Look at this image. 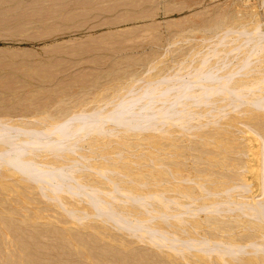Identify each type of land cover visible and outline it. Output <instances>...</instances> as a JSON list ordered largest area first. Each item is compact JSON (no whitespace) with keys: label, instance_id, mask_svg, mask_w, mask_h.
<instances>
[{"label":"rangeland","instance_id":"374dc122","mask_svg":"<svg viewBox=\"0 0 264 264\" xmlns=\"http://www.w3.org/2000/svg\"><path fill=\"white\" fill-rule=\"evenodd\" d=\"M263 4L264 0H0V124H6L1 122H7L8 124L24 125L23 128L25 130L29 127L27 131L12 130L5 133L1 132L0 139L4 137L5 139L4 141L3 139L0 141V146L3 145V148L1 147L0 150H9L14 142L23 141L21 139L30 140L32 138L31 136H33L31 133L32 130H29L30 128L48 130L42 127H46L48 124L50 125V122L51 124L54 121L55 123L60 122L61 120L59 119H62L63 122V120L69 117L67 119L68 125L66 126L72 129L85 116L82 112H87L86 116L93 117L94 115L92 114L96 110L99 111V109H105L106 107L107 109L111 108L113 104L115 105L113 107L116 108L118 103L121 105L122 99L125 100V98L121 97L122 95L124 97L130 91H143L145 85L148 86V83L150 84L152 81L159 79H163V84L161 83L160 85L161 87L176 84L177 82H179V84L177 83L178 86L180 82H183V84L187 83L190 86H187L188 90L185 89L187 91H190L189 89L193 86V89H200V85L203 83L206 84L205 86L209 85V87H212L215 86V81H218V78H220L221 72H223L222 69L225 68L226 71L229 67L227 66L229 63L234 65V68L237 65V71H235L236 69L233 70V66L231 67L232 70L229 69L230 67L228 68V71H234L233 74H238L241 72L238 69L245 68L248 74L250 73L249 75H251L250 71L255 68L256 71L253 70V72L255 71L256 73L254 72L255 74L253 73L251 78L255 75L257 76L259 72L261 77L259 75L258 80L261 78L264 79V75L262 74L264 69L260 73V70H257L260 67L256 63V59L258 60L259 56V53L256 52H260L259 50L263 47L261 44L264 45ZM251 29H254L253 31L256 32H262L263 38L262 34L258 32L263 40L262 42L257 41L260 44L254 43V41L260 38L258 34L253 35L254 38L258 37L254 40L253 36L250 35L255 32ZM244 31L252 34L248 37L246 32V34H243ZM244 39H248L247 41L251 39L253 41H250V43L252 42V45L254 43V47L249 44L253 48L251 49L252 53L254 50L255 54L250 53V47H248L250 45H247L246 43L248 42ZM243 42H246L245 45ZM240 44L241 48L239 46ZM257 45H261L262 47L259 46L260 48L258 49ZM262 50L264 49L262 48ZM212 53L214 56H212ZM248 55L252 57L249 58ZM215 62L221 64L219 65L220 68L217 66L221 69L220 73L219 70L217 72L212 71L218 68L211 70V66ZM223 63L227 67L225 64V67H221ZM217 64H213V67ZM253 65L257 67L252 68ZM217 73H219V76ZM175 74L177 76L174 77ZM178 74L184 76H179ZM222 75L224 74L222 73ZM195 76L197 78L200 77L197 79L198 82H192L193 84L191 83L190 85L188 83L189 80H193ZM234 76L232 77L234 78ZM254 79L257 80V77ZM256 80L253 81L252 78L253 82H256ZM232 82L234 81H230V83ZM141 86H143L142 89ZM259 89L255 91L263 90V86ZM171 90L169 92L170 94L177 91L176 88H172ZM187 91L185 92L186 94ZM209 91L211 92L212 90ZM210 92L206 93L207 95L209 94V97L204 94L208 98H206L207 101L204 95L196 99L181 97L183 104L189 101L186 103V107L194 104L189 109L188 107H182L183 104L178 100H175L178 103L172 102V100L165 102L162 99L165 96L164 94L161 98L159 96L160 99H157V101V97H152V99L148 98L149 100L146 99L143 102L150 101L143 107L144 112H140L142 114L132 111L133 113H126L115 119L105 118L107 121L105 120L101 124V127L99 126L97 130L88 131L89 133L86 132L84 134L85 137L82 136L81 138L76 135L69 138L67 136L65 140L59 141V143L52 134L48 137L49 139L47 141L43 140L41 142L42 144L40 143L38 146L34 145L31 147L32 149L29 148L24 152L11 153V156L20 161H23L24 156L25 161L28 157H31V161L29 162L28 160L27 162L37 165L38 168L37 166L36 168L40 172L43 171L45 175L50 176L51 178L47 177L48 181L45 179L37 181L35 178H31L34 176L30 177V175L21 171L20 166H17V164L8 162V164L10 163L9 167L6 163L7 161L5 162L4 159L2 160L0 158V165L3 166L6 163L13 172L16 171L22 174L23 176H21L25 180V184L23 182V184L21 182L17 184L18 181H16V178H9L8 181L6 180L9 182L6 191L0 189V264H199L197 259L195 260L191 256V258H188L189 260L187 258L185 260V257L182 259L184 256L183 252H191L195 248V251L201 250V253H208L206 254L208 264H226L221 260V255L223 257L225 256L228 260H237L242 257L243 252L240 253L239 250L242 251L249 248L250 246H247V244V247L241 244L243 247L241 246L242 248L237 253H223L225 249L224 251H218V253H216L217 251L214 252L215 247L213 245L221 248L225 247L227 250L230 247L231 249L233 248L230 242H225V244L224 242H219V245H217L218 243L215 244L214 240L217 239L216 236L218 234L222 238L224 232V237L235 238L239 232L240 234L242 232L240 226L238 228L239 222H231L233 221L232 218H228L227 214H224L223 210L221 211L222 208H225L222 206L225 205L217 203L221 206V209H219L220 206L215 204V198L220 200L218 195L217 197L215 195L214 197H210L213 196L210 192L205 188H200V185V187L198 186V181L202 179L201 174L206 173L203 170L207 168L206 155L203 152L211 149V147L206 149L202 144L206 139L204 137L213 135L215 125H226L225 122H228L227 119L230 116L242 117L243 113L248 115L244 109H247V111L251 110V113H255V115L258 113L259 115L255 117L256 119L250 120L249 118H244L242 120L244 123H246V120L247 124L243 122L238 123L235 129L236 139L232 136L230 140L235 146H242L240 147L241 150L239 149L241 153L243 150L245 152L246 147H248L247 145H249L246 153L250 152V154L248 153L246 155L245 153L246 157L244 154V157H241L242 154H239L240 151L237 153L239 157L237 154L233 156H236V159L245 158L244 162H248L247 164L249 165L251 164L250 167H257V171H260L258 174L262 172L264 174V143H262L264 140V134L262 133L264 132V109L260 106L262 105L260 100H257L259 97L252 96L250 98V95L248 96L249 99H244L246 102L243 100L247 106L243 101V104L238 102L241 103L240 107L237 106L238 103L235 105L233 102L235 108L233 105H226L230 109L225 110V112L220 109V107H225L226 98H224L220 102L223 104L225 101L224 105L218 106L220 110L217 109L221 113H218L215 112V90L211 94ZM234 97L236 98L235 95ZM204 100L206 103L203 104L202 102H205ZM163 101L165 104L172 102V105L171 103H168V105L175 106V108L180 102L181 107L185 111L182 115H187L188 117L186 116L185 118L188 119H185L182 115H178L179 111L177 110H179L180 106L176 110H173L174 107H169L170 110L165 105L164 109H168V112L163 113L164 115L162 116H153L151 111H155L158 105H164ZM227 101L229 102L230 100L228 99ZM253 101L260 102L258 108V104L255 105L254 103L256 102L253 103ZM124 105L126 107L125 103H122L121 107L124 108ZM195 105H198V107ZM194 107H196V110H193ZM240 108H243V112ZM84 109L86 110L83 111ZM237 111L240 114H237ZM180 112H182V109ZM198 112L201 113L200 116L197 114ZM175 113L178 115H176L177 117L173 116ZM216 113L219 115L216 116ZM169 117L171 122L168 121L169 119L167 120ZM178 117L182 119L180 120ZM134 118H138L137 121ZM142 120L145 122L143 121V123ZM157 121L160 122L156 123ZM162 121L165 124L168 123L166 130L171 131L169 132L170 134L173 133L171 135H175L171 136L172 139L175 138L173 141L178 140L177 142H179V154L175 157V161L178 162L179 167L168 165V169L166 166L163 167L165 164L159 166L157 161H154L151 157L153 146L150 142L151 133L148 132H155L163 127L165 124H162ZM102 128H106L107 131L102 130ZM113 128L114 130H112ZM258 132L263 135H260ZM257 135L261 136V138L259 139ZM247 136L250 137V141L248 140V142L246 140L249 137L247 139L245 138ZM8 139L12 141L17 140L11 142ZM81 141L82 143H80ZM71 142L75 144L72 145ZM65 151H69L70 153ZM57 152L60 154L58 155ZM61 152L66 154L64 155L63 153L65 157L63 160L68 159L66 157H70L68 159L69 161L66 160L64 162L62 160L63 155L60 158ZM29 154L32 155L30 156ZM56 155L58 156L56 157ZM121 156L128 158V161L122 157L125 161L124 163L123 160H120ZM250 156L251 158L249 159L251 161H247ZM256 156L259 159H252L256 158ZM169 158V156H164L163 161ZM241 159L240 161H243ZM53 161L55 162V166L53 165ZM56 161L61 162L56 163ZM131 162L132 164H130ZM104 164H106L105 167ZM125 165L130 168L125 167ZM110 167L116 169V172L114 170L113 173L109 172L110 170L108 168ZM157 168L163 170L166 168L165 171H167L168 177L173 181L180 182L184 189H189L188 191H190L192 198L186 197L181 199L177 197L175 192L169 190L167 193L169 195L166 197H161L160 195V198H158L152 194V189L149 186L148 188L151 191H147V186H145L146 188L143 187L142 183L150 181V170ZM176 168H179V170L177 169L179 172L175 170ZM107 169L108 171H106ZM252 169H255V167ZM118 170L123 175L127 171L129 176L132 175L130 172L134 173V175L137 173V175L127 178L132 180V182L131 180L129 181L131 183H135L136 181L138 185L140 183L143 191L141 188H138L137 184H135L137 188L133 184L134 187H132L131 183L126 181V175L123 177ZM226 170L230 169L227 168ZM42 173H38L37 176H42ZM109 173L112 175L110 176ZM88 174L91 176L88 177ZM117 174L121 176H118L120 179L125 180H120L119 182ZM210 174L208 173L209 176H214L215 178V171ZM53 175L55 181H53L54 179L51 180ZM84 175L86 178L82 179ZM140 178H142L143 182L140 181ZM56 179H58V182ZM136 179L140 180L138 181ZM23 180L21 179L20 181ZM144 184L146 185V183ZM258 184H256L258 185L257 189L254 186L255 188L253 187L251 190L255 189L257 191L264 187V184ZM127 185L129 186L127 189L131 188L133 193L129 192L131 189L128 192L124 191ZM18 186L19 189H17ZM90 186H92L91 189H89ZM121 187L122 189H120ZM133 189L135 192H137V189L139 191L141 190L142 194L140 195L143 197L139 196L138 192L135 195ZM12 190L15 191L12 192ZM86 190L88 193L92 191L90 194L96 192L95 194L97 195L87 194L85 192ZM93 191L95 192L93 193ZM131 194L135 195V197L138 195V197H132L133 195ZM263 198L259 197L257 201H262ZM225 199L223 200L225 201ZM101 201L104 204L106 203V205ZM79 203L80 206H85L88 209L86 211L87 213L91 208H93V214L96 211L98 213L96 212L94 215L91 213L90 216L88 215L89 213H84V217L83 213H81L82 216L77 215L79 217H74L77 212H75V207L73 209L72 206L78 208L80 207ZM110 203L113 207L110 206ZM127 204H134V209L136 210L138 208L139 212L135 213L137 210L135 212L128 210L132 205L130 207L128 206L127 209ZM67 206L74 210L72 214H70L72 210H69ZM121 206H125L124 208L126 209H122L123 207ZM114 207L116 210H114ZM157 207H162L160 210H164V213L166 212L165 208L168 207L175 211L181 209L179 212L184 214H182L184 216L181 218L182 221L184 219L197 221L200 227L197 230H192L191 233L194 236L190 233L193 237H190V235L188 239L191 240L193 238L195 240L197 238L199 242H191L192 245L190 243L189 246L185 244L188 241L187 236L175 235L169 229H165L163 227L164 225L162 226L161 224L162 222L164 223L167 220L179 222L181 220L179 217V219L174 216L163 217L157 213V215H152L151 213L156 212V209L159 210ZM163 207L165 208L163 209ZM126 210L130 211V213L128 212L131 215L130 217L126 214ZM215 210H217L216 212L219 210V212H222L217 213L218 219L226 220L227 222L218 221L221 225L225 227L234 226L232 228L239 229V232H233L235 236L232 232H228L231 235L225 233L226 230L224 228L225 231L223 229L219 230L221 232L223 231L222 234L219 232L218 234L217 232L215 233L217 229L211 226L215 222L213 220L217 218L215 216ZM131 213L134 215L137 214V216L135 215V219ZM139 214L141 216L144 214L143 216L146 220L141 216L138 217ZM172 214L170 213L169 215ZM219 214H222V216ZM102 218H106L108 221L102 223ZM157 221H162L161 223L158 222L160 226L156 225ZM155 227H161L162 229L160 231L157 230V232L155 231ZM142 230L144 232H141ZM162 230L163 232H161ZM153 231L156 233L154 234ZM244 231L240 237L238 236L239 238L237 237L243 240V242L251 240V234L255 233L257 235L256 232H252L251 230ZM145 232H151V235L148 234L147 236ZM164 236L172 240L167 239V241ZM261 238L258 239L260 243L262 242ZM186 247L188 250L185 249ZM179 248L182 249L181 252H179ZM256 248L260 247L258 246Z\"/></svg>","mask_w":264,"mask_h":264},{"label":"bare ground","instance_id":"6f19581e","mask_svg":"<svg viewBox=\"0 0 264 264\" xmlns=\"http://www.w3.org/2000/svg\"><path fill=\"white\" fill-rule=\"evenodd\" d=\"M264 5V4H263ZM252 31L254 30V29H251ZM257 30H259V29H257ZM250 31V30H249ZM246 31H244V33L243 34H248V37H250V36H253V35H257L258 34V32L259 31H253V32H255L254 34H252V33H250V34H252V35H250L248 32H246ZM241 33H242V31H241ZM260 34H262V32L260 31L259 32ZM260 34H258V37L261 39V36H260ZM263 34H264V31H263ZM263 34H262V38H263ZM250 35V36H249ZM243 36V35H242ZM242 36H239V37H242ZM245 36H247V35H245ZM238 37V36H237ZM237 37H236V39H237ZM258 37H255L254 38V36H253V38H254V40L256 39V38H258ZM235 39V38H234ZM240 39V38H239ZM238 39V40H239ZM249 39V38H248ZM247 39V40H248ZM260 39H257L256 41H254V43L255 44H260L259 42H262L263 40L261 39V41H260ZM264 39V38H263ZM233 40V39H232ZM241 40V39H240ZM245 41H247L246 39H244ZM250 41H252L251 39L249 40V41H247L248 43H246L247 45L250 43ZM257 41H259V42H257ZM253 42V41H252ZM251 42V43H252ZM244 43V42H243ZM245 43H244V45H245ZM250 43V44H251ZM254 43H253V47H254ZM263 43H264V41H263ZM218 44V43H217ZM216 44V45H217ZM249 44V45H250ZM219 45V44H218ZM218 45H217V48H218ZM251 45L250 46H248V47H250L249 49H250V53H252V50L251 49H253V48H251ZM263 47H262V46ZM261 45H259L260 47H262L263 49H264V45L263 44H261ZM240 46V48H241V44L239 45ZM238 46V47H239ZM258 46V45H257ZM258 46V49L260 48ZM247 48V47H246ZM256 48V47H255ZM262 48L259 50L260 52H256V53H259V56H258V60L256 59V63H258V67H260V69L258 68L257 70H260V73H262L263 71H262V69H264V50H262ZM224 49V48H223ZM234 49V48H233ZM235 50V49H234ZM238 50V49H237ZM257 50V49H256ZM262 50V51H261ZM243 52V51H242ZM255 51L253 50V53L252 54H255L254 53ZM245 54V53H244ZM257 55V54H256ZM256 55H254V56H256ZM212 56H214L213 55V53H212ZM253 56V57H254ZM207 57V56H206ZM248 57H249V55H248ZM248 57H247V59H248ZM252 57V56H251ZM251 57H249V58H251ZM257 58V57H256ZM243 59V58H242ZM246 59V58H245ZM249 60V59H248ZM247 61V60H246ZM254 62H255V58H254ZM253 62V63H254ZM218 62H215V63H213V64H217ZM213 64H212V68H211V70L212 69H217L218 67L220 68V66L219 65H221L220 63L219 64H217L215 67H213ZM224 64L225 63H223V66H221V67H225L226 66V64H225V66H224ZM242 64H244V63H242ZM255 64V63H254ZM218 66V67H217ZM227 66H229L228 68L230 69V70H232L231 69V67L233 68V70H235V71H237V65H235V68H234V65H232V64H230L229 63V65H227ZM226 66V67H227ZM242 66V65H241ZM263 66V67H262ZM199 67V66H198ZM249 67V66H248ZM247 67V68H248ZM253 67H257V66H255V65H253L252 66V68ZM200 68V67H199ZM217 69V70H212V71H218L219 70V73H220V71H221V69ZM228 68L226 69V71H225V68L224 69H222V71L223 72H221V75H220V78H218V81H215V86H210L209 87V85H207V86H205L206 84H201V83H198V84H201L200 86H201V88L199 89V88H195V89H193L194 88V86L192 87V88H190L189 90L190 91H187L188 90V87L187 86H189L187 83H184L183 84V82H180V85L178 86V84H179V82H177L176 84H172V85H169V86H160L161 85V83H162V81H163V79H159V80H156V81H150L151 83L149 84L148 83V86L147 85H145V87H143V86H141V89H142V87H143V91L141 90V91H130L129 93H127V94H125V96L123 97V95L121 96L122 98H125V100L124 99H122V103L124 104H126V107H125V105H124V108H122L121 106H122V103H121V105L118 103L117 105V107H119V105H120V107L119 108H114L115 107V105L113 104V106L111 107V108H108L107 109V107L105 108V109H99V111H97L96 110V112L94 113V114H92V115H94L93 117H90V116H86V114H87V112L85 113V112H82V114H85V116H83L82 117V119L80 120V122H79V124L77 125L76 124V126L75 127H73L72 129H69V128H67V126L66 125H68L67 123V119L69 118H67V119H65V120H63V122H62V119H59V120H61L60 122L58 121V122H56L55 123V121H54V123H52L51 124V122H50V125L48 124V125H46V127H42V128H45V129H48V130H43V129H38V128H30L29 130H32V135L33 136H31L30 138V140H24V139H21V138H18V139H21V140H23V141H16V142H14L13 144H12V146H11V148L9 149V150H3V149H1V150H3L2 152H1V150H0V158L3 160H5V162L7 163V165L10 167V163L8 164V162H11V164H17L18 166H20V168H21V171H24V173H27V172H32L31 174H33L34 175V177H31L32 175L31 174H29V173H27L28 175H30V177L31 178H35L37 181H41L42 179L41 178H39L38 176H37V174L38 173H42L43 171H39V169H37L38 168V166L37 165H33L32 163L30 164L29 162L31 161V157H26L27 159H26V161L24 160V158H25V156H24V158H23V161L21 160H18V159H15L13 156H11V153L12 152H15V149L17 148V147H19V146H22V147H25V146H28V147H32V146H34V145H39L43 140H45V141H47V139H49L48 137H50L52 134L54 135V137H56V139L58 140L57 142H59V141H63V140H65L66 138L65 137H67V134L65 135V133H67V132H71V134H69L68 136H69V138L70 137H72V136H76V135H78L79 137H81L82 138V136H84V134H86V132L87 133H89L90 131H92V130H97L98 128H99V126L101 127V124H103L104 122H105V120L107 121V119L109 118V119H115V116L117 115V114H125L126 112L127 113H133V112H137L138 114L141 112V111H143V107H145L146 105V103H148V102H150V101H146L145 103H143L146 99H152V97L153 98H156V101H157V99H160L161 97H162V95L164 94L165 96H163V100L165 101V102H167V101H171L172 100V102H177V101H175V100H178V101H181V103L183 104V101H182V98L181 97H183V98H194V99H196V98H200L201 96L203 97V95L204 94H206L207 92H210L209 90H215V104H216V110H215V112H218L217 111V109L220 107V106H223L224 105V102L226 101V102H228L227 100L229 99L230 101L226 104V102H225V107L227 108V106L226 105H229V106H232L233 105V107H234V104L236 105L238 102H241L242 104H243V102L245 101L244 99H246V98H248V96H250V98L252 97V96H254V97H259V99H257V100H260V102H261V104L262 105H260L261 107H263V109H264V79H260V80H258L259 79V77H261V75L259 74V72L257 73V80L256 79H254V78H256L254 75V77H252L253 78V81H255L256 80V82H253L252 81V78H251V76H252V74L256 71V69L254 68L253 70H255L254 72H253V70H251L250 72H251V75H249L248 74V72H247V70H245V68H241V69H238V71H241L242 72V74H240V73H238V74H240V75H238L237 73L236 74H233L234 73V71H228ZM250 68V67H249ZM243 70H245V71H243ZM249 70V69H248ZM178 71V70H177ZM208 71H210V70H208ZM211 71V72H212ZM262 71V72H261ZM224 72H226V73H224ZM228 72H230V73H228ZM244 72V73H243ZM247 72V73H246ZM209 74H210V72H208ZM219 73H217L218 74V76H219ZM222 73L224 74V75H222ZM256 73V72H255ZM254 73V74H255ZM182 74V73H181ZM184 74V73H183ZM212 74H213V72H212ZM211 74V75H212ZM216 74V75H217ZM233 74V75H232ZM263 75H264V72L262 73ZM179 75V74H178ZM234 75H236V76H234ZM245 75V76H244ZM260 75V76H259ZM262 75V76H263ZM175 76H177L176 74L174 75V77ZM179 76H184V75H179ZM232 76H234V78L232 77ZM240 76H242V77H240ZM259 76V77H258ZM173 77V78H174ZM204 77V76H203ZM237 79H236V78ZM182 78V77H181ZM200 77H194V79L193 80H189V82L188 83H190V85H191V83L192 82H195V83H197L198 82V80L197 79H199ZM208 78V77H207ZM233 78V79H232ZM264 78V77H263ZM187 79V78H186ZM232 79V80H231ZM236 79V80H235ZM182 80V79H181ZM181 80H178V81H181ZM166 81V80H165ZM164 81V82H165ZM188 81V80H187ZM187 81H185V82H187ZM230 81H234V82H232V83H230ZM252 81V82H251ZM181 83H182V85H181ZM147 84V83H146ZM163 84V83H162ZM165 84V83H164ZM169 84H171V83H169ZM193 84V83H192ZM230 84H234L233 86L231 85H228ZM168 85V84H167ZM262 86H263V90H261V91H258V92H256L255 90L256 89H259V88H262ZM187 87V88H186ZM190 87V86H189ZM197 87V86H196ZM131 88V87H130ZM174 89V88H176L177 89V91H175L174 93H169L170 91H172L171 89ZM122 89V88H121ZM185 89H187V90H185ZM135 90V89H134ZM192 90V91H191ZM260 90V89H259ZM127 91V90H126ZM187 91V94L185 93ZM207 91V92H206ZM211 91V92H212ZM168 92V93H167ZM211 92H210V94H211ZM125 93V92H124ZM168 95H167V94ZM121 94H123V93H121ZM119 95H120V92H119ZM207 95V94H206ZM213 95V94H212ZM234 95L236 96V98L234 97ZM159 96H160V98H159ZM205 96V95H204ZM208 97H209V94L207 95ZM207 96H205L204 98H205V100L207 101ZM119 97V96H118ZM118 97H117V99H118ZM213 97V96H212ZM211 97V98H212ZM223 97V98H222ZM253 97V98H254ZM120 98V97H119ZM180 98V99H179ZM207 98V99H206ZM224 98H226L225 99V101L223 102V104L222 103H220L222 100H224ZM252 98V99H253ZM115 99V98H114ZM148 99V100H149ZM232 99V100H231ZM249 99V98H248ZM116 100V99H115ZM123 100H124V102H123ZM154 100V99H153ZM190 100V99H189ZM202 100H203V98H202ZM204 100V101H205ZM244 100V101H243ZM251 100V99H250ZM256 100V101H257ZM108 101V100H107ZM152 101V100H151ZM155 101V100H154ZM163 101V102H164ZM194 101V100H193ZM206 101L205 102H202L203 104L204 103H206ZM232 101V102H231ZM236 101V102H235ZM243 101V102H242ZM256 101H253V103L254 102H256ZM165 102H164V105H158V107H157V109L155 108V111H151V113L153 114V116H155V115H160V116H162V115H164L166 112H168V109H164V107H165V105H167L166 107H174L175 108V106H169L168 105V103L167 104H165ZM172 102H170L171 103V105H172ZM189 102V101H188ZM188 102H186V103H188ZM231 102V103H230ZM233 102H234V104H233ZM246 102V101H245ZM244 102V103H245ZM260 102H256V103H254L255 105H257V108H258V106H259V104H260ZM116 103V102H115ZM152 103V102H151ZM169 103V104H170ZM178 103V102H177ZM177 103H176V105H177ZM186 103L185 104H183V106L182 105H180V102H179V105L178 106H180L179 107V110H177V111H179L178 113V115L180 116V115H182L185 111L183 110L184 108H182V107H186ZM241 103H238V105L237 106H239L240 107V104ZM107 104V103H106ZM152 104H154V103H152ZM152 104H150V105H152ZM175 104V103H174ZM191 104H193V103H191ZM99 105V104H98ZM148 105V104H147ZM188 105V104H187ZM212 105H214V104H212ZM245 105H246V103H245ZM251 105V104H250ZM177 106V107H178ZM182 106V107H181ZM194 106V104L191 106L190 105V107H188V109L189 108H191V107H193ZM196 106V105H195ZM202 106V105H201ZM219 106V107H218ZM247 106V105H246ZM101 107V106H100ZM138 109H137V108ZM156 107V106H155ZM177 107L174 109L173 108V110H176L177 109ZM186 107V108H187ZM196 107H198V105L196 106ZM196 107H194L193 108V110L196 108ZM225 107H220V109L221 110H223L224 112H225V110H228V109H230L229 107L226 109ZM244 107V106H243ZM249 107H251V106H249ZM95 108V107H94ZM102 108V107H101ZM169 108V109H170ZM235 108V107H234ZM93 109V108H92ZM181 109H182V112H180L181 111ZM220 109H218V110H220ZM241 109V108H240ZM250 109V108H249ZM86 109H84L83 111H85ZM93 110H95V109H93ZM128 110V111H127ZM152 110H154V109H152ZM171 110V109H170ZM192 110V109H191ZM196 110V109H195ZM242 110V112H243V108L241 109ZM241 110H240V112H241ZM90 111V110H89ZM126 111V112H125ZM133 111V112H132ZM189 111V110H188ZM187 111V112H188ZM244 111L245 112H247L248 113V115H246L245 113H243L242 115V117H237V116H235L234 115V117L233 116H230V118H226L227 120H228V122H225V124L226 125H220V124H218V125H220V126H217V125H215V132L213 133V135H209V137H211L210 139H207V138H209V137H204V138H206L204 141H203V146L207 149V148H210L211 147V149L208 151V150H206L205 152H203V153H205L204 155H206V157H205V159H206V162H207V164H206V167L207 168H205V170H203V171H206V173H204V174H201L202 176V179H200L198 182V186L200 187V188H205L208 192H210L213 196H210V197H214V195L217 197V195H218V198H220V200L219 199H217V198H215V204H217V203H219V204H221V205H225V206H222V207H227L226 209L225 208H222L221 209V206L220 205H218V206H220V208L219 209H221V211L223 210V212H224V214H227V217L228 218H232V220L233 221H231V222H234L235 221V223H237V221L239 222L238 224V228H239V226H240V230H241V234H243L245 231L244 230H246V231H248V230H251L252 232H256L257 233V235H255V233H253V234H251L252 236L250 237L251 238V240H246L245 242H243V240H240V239H238L239 237H240V232L238 231L239 229L237 228V230L235 229V228H232V227H234V226H228V227H225V226H223V225H221V223H219L218 221H220V222H222V221H224L225 223H227L226 222V220H219L218 219V217H217V213H222V212H216L217 210H215L214 212H216V217L217 218H215V220H213V221H215L211 226H212V228H215V229H217L216 231H215V233L217 232V234H218V232L219 233H221L222 234V232L223 231H225V233H228V232H239V234H237V236H235V233H233L234 234V236H235V238L234 237H229V238H227L226 236L224 237V232H223V234H222V238L221 237H219V236H221V235H215L216 237H217V239H215L214 241H215V244H217V245H219L220 243H223L224 242V244H225V242L227 243V242H230V244L232 245V249H231V247L230 248H228L229 250H227V248H221V247H216V245H213L214 247V252H216V253H218V251L220 252L221 250H223L224 251V249H225V251L223 252V253H225V252H228V253H237L238 252V250L240 249V248H242L243 246L244 247H247V246H250L249 248H247V249H245V250H239L240 251V253L241 252H243V256L242 257H240L239 259H237V260H235V259H227L225 256L223 257L221 254V260L222 261H224V263H226V264H264V187H262L261 189H258L257 191L255 190V189H252L251 190V188H253L254 186L256 187V189H257V187H258V183H261V184H264V174H258V172H260V171H257V167L256 166H253V167H250L251 166V164L249 165V164H247L248 162H244V159L245 158H243V159H241V158H239V159H236L235 157L236 156H233V155H235V154H237V153H239V151L241 150V148L240 147H242L241 145H237V146H235L234 145V143L230 140V137H232L233 136V138H235V129L237 128V124L238 123H241V122H243L244 123V121H242L244 118H249L250 120L252 119H254L255 117H258L257 115H259L258 113H256L257 115H255V113L253 114V113H251L252 111L251 110H248L247 111V109H244ZM257 111V110H256ZM144 112V111H143ZM169 112H171V111H169ZM174 112V111H173ZM176 112V111H175ZM186 112V113H187ZM220 112V111H219ZM218 112V113H219ZM238 112V111H237ZM241 112V113H242ZM260 112V111H259ZM81 113V112H80ZM91 113V112H90ZM90 113H88L89 115H90ZM149 113V112H148ZM164 113V114H163ZM190 113V112H189ZM188 113V115H189V117H190V114L192 115V113H190L189 114ZM221 113V112H220ZM227 113V112H226ZM140 114H142V113H140ZM197 114H199V116H200V114L201 113H197ZM237 114H240L239 112L237 113ZM236 114V115H237ZM71 115V114H70ZM69 115V116H70ZM173 115V114H172ZM177 114L175 113L173 116H176ZM177 115V116H178ZM216 116L217 115H219V114H215ZM261 115V114H260ZM82 116V115H81ZM132 116V115H131ZM135 116V115H134ZM148 116H151V115H148ZM176 116V117H177ZM182 116H184V118L187 116V115H182ZM181 116V117H182ZM264 116V115H263ZM175 117V118H176ZM188 117V116H187ZM232 117V118H231ZM72 118V117H71ZM105 118H107V119H105ZM129 118V117H128ZM165 118V117H164ZM179 118V117H178ZM191 118V117H190ZM189 118V119H190ZM57 119V118H56ZM135 119V118H134ZM138 119V118H137ZM137 119H135L136 121H137ZM151 119H153V118H151ZM161 119V118H160ZM169 119V120H168ZM180 120L182 119V118H179ZM185 119H188V118H185ZM225 119V120H226ZM256 119V118H255ZM53 120V119H52ZM95 120H98V123L97 124H93V125H89L90 123H92V122H94ZM162 120H164V119H162ZM167 120L168 121H170L171 122V120H170V117L169 118H167ZM174 120V119H173ZM226 120V121H227ZM70 121H72V120H70ZM110 121V120H109ZM144 120H142V122H143ZM168 121H166V122H168ZM186 121V120H185ZM42 122H43V120H42ZM115 122H117V121H115ZM132 122V121H131ZM145 122V121H144ZM143 122V123H144ZM158 122H160V121H157L156 123H158ZM187 122V121H186ZM245 122L246 123H244V124H247V121L245 120ZM1 123H6V124H0V134H2L3 132L5 133V132H8V131H12V130H21V131H27L28 130V128L29 127H27L26 128V130H25V128H23L24 127V125H15V124H8L7 122H1ZM59 123V124H58ZM71 123V122H70ZM70 123H69V125H70ZM118 123V122H117ZM142 123V124H143ZM162 124H165V122L163 123V121L161 122ZM216 123V122H215ZM224 123V122H223ZM115 124V123H114ZM122 124V123H121ZM130 124V123H129ZM135 124V123H134ZM167 124L168 123H166L163 127H161L160 129H158L157 131H155V132H148V133H151L150 135H151V137H150V139H151V145L153 146V151H152V159L154 160V161H157V163H158V165L159 166H161V164H165V165H163V167H167L168 169H169V167H168V165H172L173 167H179V165H178V162H176L175 161V157H177L178 156V152H179V150H180V147H179V142H177L176 140V142L175 141H173V139H175V138H171V136H175V135H171V134H173V133H169V132H171V131H169V130H166V127H167ZM111 125V124H110ZM116 125V124H115ZM131 125H133V124H131ZM249 125V124H248ZM104 126V125H103ZM102 126V127H103ZM125 126V125H124ZM169 126V125H168ZM217 126V127H216ZM36 127V126H35ZM64 127H66V130H64ZM249 127V126H248ZM71 128V127H70ZM119 128V127H118ZM120 128H122V127H120ZM250 128V127H249ZM38 129V130H37ZM85 129H87L86 131H84ZM124 129V128H123ZM252 129V128H251ZM255 129V128H254ZM102 130H106V128L105 129H103L102 128ZM112 130H114V128L112 129ZM111 130V131H112ZM121 130V129H120ZM155 130V129H154ZM214 130V129H213ZM253 130V129H252ZM58 131V132H57ZM89 131V132H88ZM107 131V130H106ZM254 131V130H253ZM2 132V133H1ZM101 132H103V131H101ZM116 132V131H115ZM142 132V131H141ZM146 132V131H145ZM256 132H257V130H256ZM107 133V132H106ZM248 133V132H247ZM253 133V132H252ZM259 133V132H258ZM263 134H264V132H262ZM99 134H102V133H99ZM256 134V133H255ZM260 134V133H259ZM263 134H260V135H263ZM8 135V134H7ZM138 135V134H137ZM147 136H148V134H146ZM249 135V134H248ZM252 135V134H251ZM24 136V135H23ZM77 136V138H79ZM87 136V135H86ZM246 136V135H245ZM254 136H256V135H254ZM264 136V135H263ZM1 137V136H0ZM13 137V136H12ZM85 137V136H84ZM149 137V136H148ZM244 137V136H243ZM249 136H247V137H245L246 139L248 138ZM257 137H259V139L261 138V136H258L257 135ZM203 138V139H204ZM239 138V137H238ZM3 139V141H4V139H5V137L4 138H2ZM2 139H0V141L2 140ZM7 139V138H6ZM28 139V138H27ZM39 139H41V142H39V143H35V142H37V140H39ZM73 139H76V138H73ZM149 139V140H150ZM177 139V138H176ZM228 139V140H227ZM236 139V138H235ZM252 139V138H251ZM8 140H10V139H8ZM8 140H6V141H8ZM15 140H17V139H15ZM15 140H13V141H15ZM72 140V139H71ZM80 140V139H79ZM78 140V141H79ZM162 140H164V141H162ZM248 140L250 141V137H249V139H247L246 141L248 142ZM256 140H258L257 138H256ZM5 141V142H6ZM11 142H13L12 140H10ZM84 141V140H83ZM124 142H125V140H123ZM122 141V142H123ZM10 142V143H11ZM92 142V141H91ZM3 143V142H2ZM1 143V144H2ZM8 143V142H7ZM60 143V142H59ZM80 143H82V141L80 142ZM126 143V142H125ZM259 143H261V142H259ZM262 143H264V140L262 141ZM261 143V144H262ZM42 144V143H41ZM71 144H72V142H71ZM70 144V145H71ZM73 144H75V143H73ZM72 144V145H73ZM260 144V145H261ZM69 145V146H70ZM120 145V144H119ZM125 145V144H124ZM258 145V144H257ZM3 146V145H2ZM2 146H0V148L2 147ZM91 146V145H90ZM248 147H249V145H247ZM253 146V145H252ZM251 146V147H252ZM262 146V145H261ZM263 146H264V144H263ZM262 146V147H263ZM244 147H246V146H244ZM248 147H246L247 149H248ZM250 147V148H251ZM3 148V147H2ZM69 148H72V147H69ZM255 148V147H254ZM264 148V147H263ZM5 149V148H4ZM32 149V148H31ZM67 149H68V147H67ZM240 149V150H239ZM244 149V148H243ZM242 149V150H243ZM247 149H245V152H244V150H243V152L241 153V151H240V155L242 154H244L245 155V153H246V150ZM252 149V148H251ZM117 150V149H116ZM70 151V150H69ZM69 151H65V152H68V153H70ZM109 151V150H108ZM114 151V150H113ZM119 151H121V150H119ZM124 151V150H123ZM252 151V150H251ZM262 151V150H261ZM116 152V151H115ZM118 152V151H117ZM150 152V151H149ZM38 153H39V151H38ZM41 153V152H40ZM44 153V152H43ZM62 154L60 155V158H61V156L63 155V153L64 152H61ZM67 153V154H68ZM109 153V152H108ZM107 153V154H108ZM113 153V152H112ZM121 153H122V151H121ZM151 153V152H150ZM249 154H250V152H248ZM248 153H246V155L248 154ZM42 154V153H41ZM41 154H40V156H41ZM54 154H56V153H54ZM57 154L59 155L60 153H58L57 152ZM120 154V153H119ZM142 154V153H141ZM239 154H237V156L239 155ZM252 154V153H251ZM30 155V154H29ZM32 155V154H31ZM30 155V156H31ZM58 155H56V157L58 156ZM64 155H66L65 153H64ZM64 155L62 156V160H63V158H65L64 157ZM112 155V154H111ZM127 155V154H126ZM150 155V154H149ZM241 155V157H244V155L242 156ZM246 155H245V157H246ZM263 155H264V152H263ZM67 156H69V155H67ZM71 156V155H70ZM108 156V155H107ZM131 156V155H130ZM130 156H128V157H130ZM137 156V155H136ZM164 156H169L170 158L169 159H165V161H163V159H164ZM72 157V156H71ZM84 157H86V156H84ZM122 157H123V159H125V160H127L128 161V158H125L124 156H121L119 159L120 160H123L122 159ZM138 157V156H137ZM141 157H143L142 155H141ZM239 157V156H238ZM253 157V156H252ZM260 157V156H259ZM264 157V156H263ZM59 158V157H58ZM66 158H68V159H70V157H66ZM106 158V157H105ZM139 158H140V156H139ZM138 158V159H139ZM174 158V159H173ZM249 158H251V156L250 157H248V159H247V161L248 160H250L251 161V159H249ZM57 159V158H56ZM68 159H66V160H68ZM141 160H143L142 158H140ZM140 159H139V161H140ZM145 159V158H144ZM240 159L241 160H243V161H240ZM252 159H259V158H257V156H256V158H252ZM29 160V162H27ZM65 159L63 160L64 162L66 161ZM118 160V159H117ZM130 160V159H129ZM167 160V161H166ZM51 161V160H50ZM55 161V160H54ZM53 161V162H54ZM69 161V160H68ZM70 161H72V160H70ZM119 161V160H118ZM124 161V160H123ZM133 161H135V160H133ZM146 161H148V160H146ZM259 162H260V160H258ZM258 161H256V162H258ZM59 162H61V161H56V163H59ZM64 162H62V163H64ZM262 162V161H261ZM6 163H4L5 165H6ZM35 163V162H34ZM38 163V162H37ZM124 163H125V161H124ZM141 163V162H140ZM250 163V162H249ZM252 163H254V162H252ZM3 164V166L2 165H0L1 167H0V189L2 190V191H6V189L8 188L7 186H9L8 185V183L9 182H7L8 181V179L9 178H16L17 180L16 181H18V183L17 184H19V182H23L24 183V181L25 180H23L24 178H22V174H19V173H17L16 171H12L7 165L5 166ZM40 164V163H39ZM43 164V163H42ZM127 164V163H126ZM130 164H132V162L130 163ZM197 164V163H196ZM256 164V163H255ZM254 164V165H255ZM53 165L55 166V162L53 163ZM57 165H59V164H57ZM60 165H62V164H60ZM65 165V164H64ZM102 165V164H101ZM105 165L106 164H104V167H105ZM36 166H37V168H36ZM45 166V165H44ZM49 166H51V165H49ZM39 167H40V165H39ZM125 167H129V166H126L125 165ZM125 167H123V169H125ZM255 167V169H252V168H254ZM44 168V167H43ZM54 168V167H53ZM59 168H60V166H59ZM58 168V169H59ZM121 168V167H120ZM130 168V167H129ZM230 169V170H226V169ZM61 169V168H60ZM59 169V170H60ZM87 169V168H86ZM106 169V168H105ZM104 169V170H105ZM110 171L109 172H112L113 173V170H114V172H116V169H112L111 167L110 168H108ZM108 169L106 170V171H108ZM111 169H112V171H111ZM166 169V168H165ZM165 169L163 170V169H161V168H157V169H154V170H150V175H151V177H150V181H146V182H144V183H146V185L144 184V183H142V186L143 187H145V186H147V191H151L150 189H152V194L153 195H155V196H157L158 198H160V195H161V197L163 196V197H166L167 195H169V194H167L169 191H173V192H175V194L177 195V197H179V198H188V197H191L192 198V196L190 195V191H188V190H186V189H184L182 186V184L180 183V182H178V181H173L170 177H168V173H167V171H165ZM179 170V168H176L175 170ZM41 170V169H40ZM177 170V171H178ZM27 171V172H26ZM61 171V170H60ZM126 171V170H125ZM130 171V170H129ZM202 171V172H203ZM215 171V178H214V176L213 177H211V176H209L208 175V173L210 174V173H213ZM118 172H119V170H118ZM117 172V173H118ZM122 172V171H121ZM179 172V171H178ZM181 172V171H180ZM120 173V172H119ZM118 173V174H119ZM123 173V172H122ZM127 171L125 172V174L123 175V174H121L123 177H125V175H126V177H125V179L128 177V178H130L131 176H133L134 175V173H131L130 172V174H132L131 176H129V173H127ZM239 173V174H238ZM43 175H45L44 174V172L42 173ZM114 174H116V173H114ZM117 174V177L119 176ZM149 174H148V176H149ZM22 175V176H21ZM49 175V174H48ZM89 175V174H88ZM109 175L111 176L112 174L111 173H109ZM135 175H137V173L135 174ZM134 175V176H135ZM140 176H141V174H139ZM139 175H138V178H139ZM211 175V174H210ZM217 175V176H216ZM61 176V175H60ZM91 175H89L88 177H90ZM114 176V175H113ZM112 176V177H113ZM209 176V177H208ZM47 177H50V176H47V175H45L44 176V179L45 180H47ZM53 178L51 179V180H53V181H55V178H54V175L52 176ZM56 177V176H55ZM98 177V176H97ZM115 177H116V175H115ZM116 177V178H117ZM119 177H121V176H119ZM118 177V178H119ZM51 178V177H50ZM50 178H48V179H50ZM58 178V177H57ZM83 178H86L85 177V175H84V177H82V179ZM127 178V180L126 181H130L129 179ZM149 178V177H148ZM173 178V177H172ZM23 180V181H20V180ZM43 179V180H44ZM60 180H61V178H59ZM79 179V178H78ZM88 179V178H87ZM124 179V180H125ZM132 179H133V177H132ZM141 179V180H140ZM140 179H136V180H140V181H142V178H140ZM7 180V181H6ZM51 180H49V181H51ZM58 179H56V181H57ZM98 180V179H97ZM110 180H112V179H110ZM120 180H123L122 178L120 179L119 178V182H120ZM123 180V181H124ZM177 180V179H176ZM48 181V180H47ZM79 181V180H78ZM88 181V180H87ZM95 181V180H94ZM125 181V182H126ZM58 182V181H57ZM96 182V181H95ZM112 182H116V181H112ZM125 182H124V184H125ZM127 182V183H128ZM131 182H132V180H131ZM131 182H129V183H131ZM137 182V181H136ZM131 183V185L133 184V185H135V184H137V183ZM143 182V181H142ZM251 182V183H250ZM22 183V184H23ZM123 183V182H122ZM128 183V184H129ZM148 183V184H147ZM15 184H16V182H15ZM15 184H14V188H15ZM25 184V183H24ZM144 184V185H143ZM256 184H258V185H256ZM13 185V184H12ZM80 185V184H79ZM88 185V184H87ZM120 185H121V183H120ZM126 185V184H125ZM132 185V187H134ZM138 185V184H137ZM139 185H140V183H139ZM139 185H138V188L140 189L141 188V185H140V187H139ZM23 186V185H22ZM69 186V185H68ZM85 186V185H84ZM129 186H130V184H129ZM128 185L125 187L126 188V190H124V191H127L128 192V190L129 189H131V188H129V189H127V187H129ZM148 186L150 187V189L148 188ZM262 186V185H261ZM260 186V187H261ZM20 187H21V185H20ZM25 187V186H24ZM88 187V186H87ZM91 187L92 186H90L89 187V189H91ZM135 187H136V185H135ZM142 187V188H143ZM254 187V188H255ZM259 187V188H260ZM10 188V187H9ZM123 188H124V186H123ZM137 188V187H136ZM142 188H141V190H142ZM144 188V189H145ZM10 189H12V188H10ZM17 189H19V186H18V188ZM21 189V188H20ZM88 189V188H87ZM94 189V188H93ZM118 189V188H117ZM120 189H122V187L120 188ZM135 189V188H134ZM133 189V191L135 192V190ZM76 190V189H75ZM141 190L139 191L138 189L136 190L137 192H135V195L136 194H138L139 196H142V195H140V194H142L141 193ZM169 190V191H168ZM15 191V190H14ZM13 190H12V192H14ZM17 191H20V190H17ZM17 191H16V193H17ZM89 191V190H88ZM99 191V190H98ZM143 191V190H142ZM10 192V191H9ZM20 192H22V191H20ZM85 192H87V190L85 191ZM92 192V191H91ZM90 192V193H91ZM95 191H93V193H94ZM127 192H125V193H127ZM129 192L130 193H133L132 192V189L131 190H129ZM203 192V191H202ZM69 193V192H68ZM73 193V192H72ZM80 193H82V192H80ZM90 193H88L87 192V194H90ZM96 193V192H95ZM90 194V195H97V194ZM150 193V192H149ZM86 194V193H85ZM127 194H129V193H127ZM206 194V193H205ZM130 195V194H129ZM128 195V196H129ZM131 195H133V194H131ZM135 195H133L132 197H135ZM138 195L136 196V197H138ZM150 195H151V193H150ZM6 196H8V195H6ZM21 196H22V194H21ZM154 196V197H155ZM206 196V195H205ZM219 196H223V197H219ZM131 197V196H130ZM135 197V198H136ZM143 197V196H142ZM208 197H209V194H208ZM259 197H262L263 198V200L262 201H257L258 200V198ZM108 198V197H107ZM221 198H223V199H225V198H227V199H225V201L223 200V199H221ZM21 199V198H20ZM105 199V198H104ZM132 199V198H131ZM194 199V198H193ZM102 200V199H101ZM106 200V199H105ZM110 200V199H109ZM119 200V199H118ZM222 200V201H221ZM96 201V200H95ZM108 201V200H107ZM113 201V200H112ZM102 202V201H101ZM103 202H105L104 200H103ZM102 202V203H103ZM109 202V201H108ZM114 202V201H113ZM182 202V201H181ZM191 202H192V200H191ZM102 203H100L101 205H102ZM115 203V202H114ZM118 203V202H117ZM124 203V202H123ZM193 203H195V202H193ZM84 204V203H83ZM104 204V203H103ZM122 204V203H121ZM125 204V203H124ZM199 204V203H198ZM75 205V204H74ZM90 205V204H89ZM104 205H106V203L104 204ZM120 205V204H119ZM132 205V204H131ZM131 205H128L127 204V209H128V206L130 207ZM72 206V205H71ZM79 206H80V203H79ZM103 206V205H102ZM102 206H100V207H102ZM110 206H112L113 207V205L110 203ZM115 206V205H114ZM126 206V205H125ZM124 206V207H125ZM134 204L132 205V207H130L128 210H132V212H135L136 210H137V212H135V213H138L139 211H138V208H136V210L134 209ZM67 207H69V206H67ZM74 207H75V212H77V214L75 213V215H74V217H79L80 215L82 216V214L81 213H83V217L85 216V214L87 213L86 211L88 210V209H86L85 208V206L84 207H82V206H80V207H76V206H72V208L74 209ZM88 207V206H87ZM118 207V206H117ZM121 207H123V206H121ZM122 208V209H126V208ZM136 207H138V206H136ZM71 207H69V210H72V208L70 209ZM115 208V207H114ZM114 208H112V209H114ZM156 208V207H155ZM157 208H159V207H157ZM162 208V207H161ZM161 208H159V210L158 209H156V212L154 211V213L152 212L151 214L153 215V214H155V215H157V214H159L160 216H165V217H171V216H174L175 218L177 217H179L180 218V220L181 221H179V222H175L174 220H172V221H174V222H171L170 220H167V221H165L164 223L162 222V221H157V223H156V225L157 226H160L159 225V223H161L162 224V226L163 227H165V229H169L173 234H175V235H180V236H187V239L188 238H190V237H193L194 235L191 233V231L192 230H197V228L198 227H200V224L197 222V221H195V220H183L182 221V217H184V216H182V214L179 212L180 210H172V208H165V207H163V209L165 208V213H164V210L162 211V210H160ZM217 208V209H218ZM103 209V208H102ZM133 209H134V211H133ZM146 209V208H145ZM211 209V208H210ZM225 209V210H224ZM68 210V211H69ZM93 210V208H91V210L89 209V211H88V215L90 216V214L92 213L93 214V212L94 211H92ZM114 210H116V208L114 209ZM128 210H126V214H128V212L130 213V211H128ZM141 210V209H140ZM195 210V209H194ZM200 210H201V208H200ZM199 210V211H200ZM212 210H213V208H212ZM67 211V212H68ZM105 211V210H104ZM108 211V210H107ZM158 211H162V212H158ZM229 211V212H228ZM72 212H74V210H72L71 212H70V214H72ZM97 213H98V211H96ZM95 212V213H96ZM109 212V211H108ZM119 212V211H118ZM186 212V211H185ZM195 212H197V211H195ZM227 212V213H226ZM69 213V212H68ZM79 213V214H78ZM85 213V214H84ZM94 213V214H95ZM105 213V212H104ZM123 213H125V212H123ZM145 213V212H144ZM157 213V214H156ZM170 213H173L172 215H169ZM197 213H200V212H197ZM229 213H231V214H229ZM69 214V215H70ZM74 214V213H73ZM93 214V215H94ZM117 214V213H116ZM132 214V216L134 215L133 213H131ZM141 214V213H140ZM139 214V216L138 217H140L141 215ZM150 214V213H149ZM77 215H79V216H77ZM87 215V216H88ZM101 215V214H100ZM129 215V214H128ZM136 216H137V214H135ZM133 216L134 217V219H135V217L136 216ZM144 214H142V216L141 217H143V219H145L144 218V216H143ZM158 215V216H159ZM184 215V214H183ZM220 216H222V214H219ZM218 215V216H219ZM71 216V215H70ZM86 216V217H87ZM88 216V217H89ZM131 215H129V217H130ZM68 217V216H67ZM72 217H73V215H72ZM125 217V216H124ZM75 218V219H76ZM81 218V217H80ZM178 218V219H179ZM210 218V217H209ZM208 218V219H209ZM224 218L226 219V217L224 216ZM83 219V218H82ZM110 219H111V217H110ZM113 219V218H112ZM127 219V218H126ZM129 219V218H128ZM132 219V218H131ZM142 219V218H141ZM207 219V220H208ZM257 219V220H256ZM76 220H78V219H76ZM93 220V219H92ZM102 220V223L104 222H107L108 220H106V218L104 219V218H102L101 219ZM101 220H100V222H101ZM106 220V221H105ZM136 220H139V219H136ZM146 220V219H145ZM212 220V219H211ZM227 220H229V219H227ZM127 221V220H126ZM129 221V220H128ZM80 222V221H79ZM130 222V221H129ZM132 223H133V221H131ZM159 222V223H158ZM208 222V221H207ZM83 223V222H82ZM109 223V222H108ZM135 223V222H134ZM201 223V222H200ZM137 224V223H136ZM154 225V224H153ZM232 225V224H231ZM140 226V225H139ZM155 226V225H154ZM161 226V227H162ZM161 227H155V231H160L162 228ZM236 227H237V225H236ZM156 228H158V229H156ZM225 230H224V229ZM227 228V229H226ZM253 228V229H252ZM221 229H223V231L221 232V231H219V230H221ZM235 229V230H234ZM140 230V229H139ZM164 230V229H163ZM163 230L161 231V232H163ZM255 230V231H254ZM135 231V230H134ZM152 231V230H151ZM157 231V232H158ZM199 231V230H198ZM197 231V232H198ZM141 232H144V230H142ZM161 232H159V233H161ZM166 232V231H165ZM194 232V231H193ZM145 233H147V236H148V234H150L149 232H145ZM153 233H154V231H153ZM156 233V232H155ZM154 233V234H155ZM193 235H191V234ZM199 233V232H198ZM229 234V233H228ZM232 234V235H233ZM151 235V234H150ZM161 235H162V233H161ZM191 235V236H190ZM229 235H231V234H229ZM258 235H263V236H258ZM174 236V235H173ZM190 236V237H189ZM239 236V237H238ZM254 236V237H253ZM256 236V237H255ZM7 237H9V236H7ZM153 237V236H152ZM165 237V236H164ZM238 237V238H237ZM257 237H262L261 238V240H262V242L260 243V240H259V242H258V239H260V238H257ZM166 238V237H165ZM237 238V239H236ZM154 239H156V238H154ZM168 238H166V240H167ZM186 239V238H185ZM195 239V238H194ZM168 240H172L171 238L170 239H168ZM167 240V241H168ZM156 241H157V239H156ZM162 241V240H161ZM194 241H196V242H199V239H195V240H193V238L190 240V239H188V241H186L185 242V244H188L189 246H190V243L191 242H194ZM174 242V241H173ZM200 242H201V240H200ZM220 242V243H219ZM177 243V242H176ZM184 243V242H183ZM182 243V244H183ZM243 246H242V245ZM245 244V245H244ZM246 244H247V246H246ZM172 245V244H171ZM187 245V246H188ZM191 245H192V243H191ZM199 245V244H198ZM201 245V244H200ZM260 247V248H256V247H258V246ZM173 246V245H172ZM195 246V245H194ZM242 246V247H241ZM255 246V247H254ZM192 247V246H191ZM175 248V247H174ZM177 248V247H176ZM158 249H160V248H158ZM178 249V248H177ZM185 249H187L188 250V248L186 247ZM196 249V248H195ZM195 249L194 250H191V252H186V253H184L183 252V254H184V256H183V258L182 259H184V257H185V260H186V258L188 259V258H191V257H193L195 260L197 259V262L199 263V264H208L207 262H208V260L206 261V259H207V255L206 254H208V253H201V250H197V251H195ZM237 249V250H236ZM161 250V249H160ZM179 252H181L182 251V249L181 248H179ZM184 250V249H183ZM178 251V250H177ZM190 251V250H189ZM204 251V250H203ZM215 253V254H216ZM222 253V254H223ZM239 253V254H240ZM182 254V253H181ZM182 254V255H183ZM227 254V253H226ZM186 255V256H185ZM217 255V254H216ZM223 255H225V254H223ZM238 255V254H237ZM181 256V255H180ZM191 256V257H190ZM192 258V259H193ZM220 259V258H219ZM189 260V259H188ZM191 261V260H190ZM220 261V260H219ZM196 262V261H195ZM191 263V262H190Z\"/></svg>","mask_w":264,"mask_h":264},{"label":"water","instance_id":"95a60500","mask_svg":"<svg viewBox=\"0 0 264 264\" xmlns=\"http://www.w3.org/2000/svg\"><path fill=\"white\" fill-rule=\"evenodd\" d=\"M128 111V110H127ZM126 112V111H125ZM127 113V112H126ZM125 113V114H126ZM121 115H123V114H117L116 116H115V118H117V117H119V116H121ZM98 123V120H95L94 122H92V123H90L89 125H93V124H97ZM64 130H66V127H64ZM87 129H85L84 131H86ZM58 132V131H57ZM67 134V136L69 135V134H71V132H67V133H65V135ZM39 142H41V139H39V140H37V142H35V143H39ZM29 148H31V147H28V146H25V147H22V146H19V147H17L16 149H15V152H24V151H27ZM18 166V165H17ZM22 168V167H21ZM27 172V171H26ZM27 173H29V172H27ZM32 172H30L29 174H31ZM32 176H34L33 174H31ZM39 178H43L44 179V176L42 175V176H40Z\"/></svg>","mask_w":264,"mask_h":264}]
</instances>
